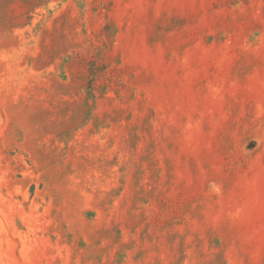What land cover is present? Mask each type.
Here are the masks:
<instances>
[{
	"label": "rangeland",
	"instance_id": "rangeland-1",
	"mask_svg": "<svg viewBox=\"0 0 264 264\" xmlns=\"http://www.w3.org/2000/svg\"><path fill=\"white\" fill-rule=\"evenodd\" d=\"M0 264H264V0H0Z\"/></svg>",
	"mask_w": 264,
	"mask_h": 264
}]
</instances>
